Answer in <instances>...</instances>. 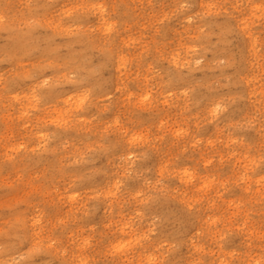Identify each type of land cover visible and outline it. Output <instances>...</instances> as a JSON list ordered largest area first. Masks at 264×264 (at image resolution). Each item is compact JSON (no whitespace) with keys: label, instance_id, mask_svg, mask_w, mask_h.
Segmentation results:
<instances>
[{"label":"rangeland","instance_id":"rangeland-1","mask_svg":"<svg viewBox=\"0 0 264 264\" xmlns=\"http://www.w3.org/2000/svg\"><path fill=\"white\" fill-rule=\"evenodd\" d=\"M0 264H264V0H0Z\"/></svg>","mask_w":264,"mask_h":264}]
</instances>
